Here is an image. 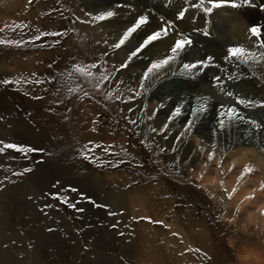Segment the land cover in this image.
I'll use <instances>...</instances> for the list:
<instances>
[{
	"label": "rangeland",
	"instance_id": "374dc122",
	"mask_svg": "<svg viewBox=\"0 0 264 264\" xmlns=\"http://www.w3.org/2000/svg\"><path fill=\"white\" fill-rule=\"evenodd\" d=\"M2 10L6 24L23 23L28 27L15 31L6 28L0 32V38L27 40L37 34V30H66L68 35L46 37L24 47L0 45V80L22 81L19 85L0 84V140L44 150L30 153L27 158L13 150L0 153V180L4 181L0 186V264H4L6 253H13L16 264H239L238 255L245 247L259 256L264 254V233L259 222L257 227L249 224L244 230L239 212L233 223H227L239 206L229 205V201H226L225 221H218L216 217L224 210L220 200L217 202L204 188L196 187L200 180L182 167L179 158H171L172 153L164 140H160L159 133L151 137L156 143L150 147L140 143L142 140L150 143L143 134H135L144 125L139 122L136 126L130 125L126 117L136 119L142 115L140 109L147 97L144 95L130 103L106 98L108 91L113 96L128 95L123 74H118L117 78L124 83L117 86L113 82L110 89L91 97L68 93L67 88L74 87L77 81L61 73H66L74 62H92L108 50L109 57L105 59H108L109 69L113 64L118 66L115 53L105 44L109 40L99 28L101 22L80 23L88 16L78 0H31V3L29 0H0V12ZM215 11L206 15L198 9L196 14L211 18L216 16ZM235 15L228 19L239 17ZM4 25L0 21V28ZM236 45L256 49L257 55L262 51L254 45L255 49L251 48L244 37L236 39L231 46ZM216 57L215 63L220 65L228 90L246 96L244 81L227 80L225 72L232 64L219 56L225 64L222 66ZM38 78L45 83L24 82ZM262 83L264 85V80ZM85 88L90 86L85 85ZM217 95L223 94L217 91ZM222 98L234 103L232 98ZM129 107L134 112L130 113ZM238 107L246 114L256 111L264 115L259 108ZM89 141L113 145L111 150L130 163L116 169L98 168L88 163L80 157L79 151ZM157 144L165 151L159 152ZM220 153L222 151H218V155ZM95 155L116 159L104 156L100 149ZM24 168L32 171L22 176L12 175ZM5 176L9 179L4 180ZM71 188L78 191L72 192ZM54 192L67 197L84 212L78 213L52 199L49 194ZM82 194L108 205V211L118 215L111 217L106 210L93 207L87 199H81ZM45 204L52 205L44 210L46 215L40 211ZM140 217H150L163 224H153ZM49 228L55 231L49 232ZM121 232L123 236L119 235ZM202 233L209 249L198 244L202 243ZM189 247L199 248L211 259L185 251Z\"/></svg>",
	"mask_w": 264,
	"mask_h": 264
},
{
	"label": "snow or ice",
	"instance_id": "6c2138e0",
	"mask_svg": "<svg viewBox=\"0 0 264 264\" xmlns=\"http://www.w3.org/2000/svg\"><path fill=\"white\" fill-rule=\"evenodd\" d=\"M31 3V0H29ZM242 5H251L255 7L253 0H199L198 3H189L188 7H185L183 11L179 12L180 19H183L185 13L188 11V8H196L201 10L204 14L210 15L214 12V10H218L224 7L231 8H239ZM264 9V4L260 6ZM117 15L115 10H105L98 12L95 15L89 14L88 19L84 21H80V23H99L108 21L110 18H113ZM79 19L78 17L76 18ZM161 23L155 29L152 30L149 34H146L140 41L137 43H133L135 39L134 34H136L143 27L147 26L150 22L148 14L138 15L135 19L134 23L131 26L126 27L123 30L122 34H118L117 39L114 42L109 43L107 40L105 44H107L108 49H111L112 53L118 54L119 51H123L127 49L125 58L121 59L117 64H113L111 70L108 67V59L105 57H109L108 50H105L102 55L92 62H74L71 65V68L66 71V73H61L62 76H66L67 78H74L77 83L74 87H68L67 91L69 94L79 95L82 93L83 97H91L95 95L97 92H100L103 89H110L113 82L119 86L124 83L123 80L118 79V74H123V70H128L130 65L133 63L134 58L138 56H142L145 54L146 50L150 47H155L157 42L164 43L165 40L169 39L170 36L174 40L168 47L167 54L160 57L158 54L157 58H153L147 63L141 65V73L136 78L135 86H126V90L128 92L127 96H123L122 94H116L113 96L111 91L107 92V99H115L116 101H120L121 103H130L135 101L137 98L142 97L150 92V90L154 89L162 80L168 78L169 75L176 76L177 68L176 64L178 61H181L179 66V71L186 76H193L196 73H205L209 68H220V65L215 63V58L212 55H207L204 58H197L192 62H182L183 57L182 53L187 52V50L193 45V39L190 35H187L183 32H174V24L170 20H165L164 17L159 18ZM27 24L19 23V24H5L3 28H0V32L4 31L6 28H11V30L15 31L16 29L23 30L27 28ZM248 33L250 34V38L254 41V46L262 49L259 55L249 48H245L243 45L230 46L227 48V52L224 55V60H235L238 62V65H246L252 71L253 75H255L256 65L264 62V25L260 24H252L248 28ZM68 33L66 30L63 31H39L37 30V34L32 35L29 39H3L0 38V45L5 46H15V47H24L28 44H33L37 41H41L46 37H64L67 36ZM205 36L210 35L209 32L204 33ZM59 39L56 40V43H59ZM51 67V65H49ZM33 77L36 76L35 73L32 74ZM237 77L228 74L227 80L233 81ZM21 79H5L0 80V84L8 85V84H21ZM25 83H35V84H43L45 81L42 78L33 79L31 81H24ZM211 83L213 87L219 89V92L223 94V96L232 98L234 103H224L220 102L218 105V109L215 114V127L211 129V135L215 137V140L212 142L205 144L203 140L197 141L196 154L197 159L202 160L203 170L196 177V180L199 181L205 174L206 171L210 169V166H214L216 169H219L221 179L219 180V200L223 205V211L219 216L216 217L218 221H225V214L228 211V205L226 201H231L233 196L238 191V187L241 184V181L245 180L249 174H254L255 169L250 164H245L242 167V170L239 171L235 185L231 187L229 190L228 187L225 186V177L228 176L229 173L233 172V168L230 166L227 169L223 167V161L225 159L224 156H220L217 159L218 151H223L219 149V140L220 134L226 132V130L230 129L233 125L244 124L247 127L244 129L245 135L249 137H254L260 143H264V140H261L260 133H264V121H260L257 118H253L252 116H246L242 114L240 107L243 106L245 109H256L259 108L264 111V100L257 101L255 99L247 98L246 96H242L239 93H234L233 91L228 90L225 85L224 79L220 75L213 74ZM85 85L90 86L89 89L85 88ZM119 88L117 87V92ZM34 99H42V97H34ZM208 100L207 96H196L193 104L190 109L191 118L187 119L186 123L183 126V130H181L178 135L175 137V140L181 142L183 138L186 137V133H192L198 127L196 124V120L200 118V116L208 111ZM188 101L185 100L182 103L177 104L172 110L171 114L167 117V122L163 123L162 126L154 127L151 122L154 117L159 112L160 108L163 107V104L156 106L154 109L150 110L151 114H149L148 105L144 104L140 109L142 115H138L136 119L127 118V121L130 125L136 126L139 122L140 125H144L141 131L136 132V135H141L145 137V140H149V144H145L144 141H140L141 144H144L145 147H150L151 144L156 143L155 140L151 139L153 134H163V138L167 140L166 130H169L170 123L173 122L177 117L182 115V110L187 104ZM70 111V110H69ZM130 113L134 112V109L131 107L128 108ZM95 124L96 122L93 121ZM95 131V128H93ZM159 149V152H164L165 149L159 144L156 145ZM113 145H106L101 143H94L89 141L80 151L79 155L82 159L88 161V163L95 165L96 167H110L113 169L119 168L121 165L130 163V161H126L123 158H119L120 154L118 152L112 151ZM97 149L102 150V154L104 156L116 157V159H103L101 156L95 155ZM7 150H13L17 153H20L25 158L28 157V154L33 152H43L44 150L41 148H36L31 145L20 144V143H6L4 140H0V153H4ZM121 151H125L123 148ZM171 151L173 153H177L179 151L178 147H171ZM264 151V148L261 149ZM125 155H127L125 151ZM192 157L189 156L185 161V164H189ZM175 162V160H174ZM31 168H24L22 171L13 172V176H22L25 173L31 172ZM9 177L5 176L4 180H8ZM4 183L3 180H0V186ZM214 184L216 182H213ZM59 184V181L56 182ZM53 187H56L54 184ZM197 188H203L204 186L200 183H196ZM72 192L78 191L76 188L70 189ZM262 191L264 192V181L259 183L258 189H253V191L244 196L245 201H251L255 198L256 192ZM52 199L59 200L62 204L67 205V207L75 209L78 213H83V208H78L76 203H70L67 197L61 196L59 192H54L49 194ZM213 199H217V193L215 189L210 193ZM31 199V197H29ZM81 199H87L88 203L93 205V207L98 209H104L107 211V214L111 217H115L118 215L117 212L108 211V205L103 203H97L91 197L81 195ZM51 204H45L44 208H41L40 211L44 212L45 209L51 208ZM260 214L264 215V208L259 209ZM240 207L237 206L235 212L233 213L231 219L227 221V223L231 224L236 220V215L239 214ZM140 220L148 219L149 222L153 224H163L162 221L152 220L150 217H140ZM116 224H113L112 227L116 228ZM164 227H168L164 225ZM49 232L55 231L54 228H49ZM119 235L123 236L124 233L121 232ZM173 236H176L177 233H172ZM185 251L200 253L204 259L210 260L211 257L208 256L207 253H201L199 248H187Z\"/></svg>",
	"mask_w": 264,
	"mask_h": 264
},
{
	"label": "bare ground",
	"instance_id": "6f19581e",
	"mask_svg": "<svg viewBox=\"0 0 264 264\" xmlns=\"http://www.w3.org/2000/svg\"><path fill=\"white\" fill-rule=\"evenodd\" d=\"M78 3L88 17L89 14L95 15L98 12L110 9L117 12L116 16L110 18L108 21L101 22L99 25V28H102L104 32L103 34L108 37L109 43L114 42L118 34H122L123 30L131 26L138 15L142 14H148L150 22L147 26L134 34L135 39L133 43H137L146 34L155 30L161 23L160 17H164L165 20L173 22L174 32H182V29L179 27L181 26L184 30L183 33H187L191 36L194 34V38H192L193 45L187 52L182 53V57L184 58L182 62H192L197 58H204L207 55H212L214 57L217 56L216 60L224 66L225 64L219 56H224L227 52V48L233 45L236 39L241 40L243 37L252 48L254 41L250 38L247 28L254 23L264 25V9L263 11L259 9V7L264 4V0H253L255 7L251 5H242L236 9L231 7L218 9L216 10V16H211V18L196 14L198 9L189 7L183 19L178 18L179 12L183 11L185 7H188L189 3H198V0H78ZM3 12V10L0 12V21H2L4 25L7 19H5ZM233 13L236 14L235 16L238 15L239 17H235L234 20L228 19L230 16H233ZM222 17L225 18L222 19ZM206 32H209L210 35L205 36L204 33ZM173 42L174 40L170 36L164 43L157 42L155 47L147 49L144 55L134 58L130 68L128 70H123V75L126 78L128 86H135L136 78L140 75L142 70L141 65L153 58H157V55L153 53L162 57L167 54L168 47ZM126 51L127 49L115 54L117 63L125 58ZM228 61L232 66L228 67L227 72H225L226 77L228 74H232L237 77L235 80L239 79L244 81L245 89L247 90V92L244 93L249 98L257 101L264 100V85L262 83V80H264V63L258 64L259 67L256 65L255 75H253L248 66H237L238 62L235 60ZM180 63L181 61H178L176 64V76L173 77L169 75L167 79L162 80L154 89L150 90V92L145 95L147 97L145 98V104L148 105L149 114H151L150 110L163 104V107L160 108L153 121H151L154 127H159L167 122V117L177 104L185 100L188 101L182 110V115L171 122L169 130H166L167 140L163 138V134H159V136L160 140H164V144L169 149V152L172 153L171 158H179L182 167L192 172V174L197 177L203 170L202 160L197 159V141L203 140L205 144H208L212 142V140H215V137L211 135V129L215 127V114L218 105L220 102H232L226 100L227 98H222L223 95L218 96L217 91H219V89L213 87L211 83L213 74L220 75L224 79V76L220 73L221 69L213 67L206 70L205 73H196L193 76H186L179 71ZM196 96L209 97L208 111L196 120L198 127L194 132L186 133V137L183 138L181 142H178L175 140V137L183 130V126L187 119L191 118L190 109ZM241 112L246 116H251L252 114L254 116L255 114L256 116L253 118L264 121V115L260 116L256 111L249 114H246V112L242 110ZM246 127L247 126L244 124L238 126L233 125L230 129L226 130V132L220 134L219 149H223V151L222 154L220 153L217 155V159H219L220 156H225L223 161V167L225 169L233 165L235 166L233 172L229 173L228 176L224 178L225 186L228 187L229 190L231 187L236 186V177L245 164H250L254 167V174H249L245 180L241 181L237 193L234 194L233 199L229 201L228 204L239 205V221L241 222L242 229L246 230L249 224H254L257 227L259 222L264 233V215H261L259 211V209L264 208V192L257 191L253 200H244V196L249 195L253 189H258L259 183L264 181V151H261V149L264 148V143H260L254 137L245 135L244 129ZM85 138L86 137H84V140ZM260 138L264 140V133H260ZM93 141L95 142L94 139ZM173 146L179 148L177 153L171 151V147ZM189 156H191L192 159L190 163L186 165L185 161ZM226 157L229 159H226ZM220 179L219 169L212 166H210V169L206 171L204 176L200 179V183L204 186V190L209 195L213 189H215L217 193L216 201H219L218 182ZM213 182L216 183L214 184ZM253 209H256V211ZM146 212L148 215L153 214L148 213V211H145V213ZM255 232L256 231L252 230V233ZM200 235L202 243L198 244L209 249L207 239L205 238L206 236L203 235V233ZM238 258L240 261L239 264H264V254L259 256L258 253L248 247L242 249ZM15 259L13 253H6L3 263L16 264Z\"/></svg>",
	"mask_w": 264,
	"mask_h": 264
}]
</instances>
